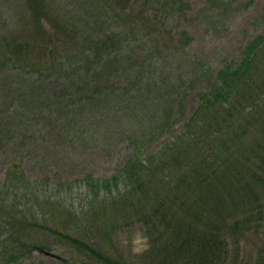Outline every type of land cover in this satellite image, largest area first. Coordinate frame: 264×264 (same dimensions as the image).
<instances>
[{
	"label": "trees",
	"instance_id": "16d2710c",
	"mask_svg": "<svg viewBox=\"0 0 264 264\" xmlns=\"http://www.w3.org/2000/svg\"><path fill=\"white\" fill-rule=\"evenodd\" d=\"M107 1L113 7L101 20L104 32L72 26L47 0H23L9 13L14 25L0 32V86L17 85L16 74L15 85L3 77L11 71L39 80L23 86V109L31 91H45L40 83L71 77L75 83L43 93L48 111L41 118L66 142L88 140L86 125L108 134L100 113L113 110L126 119L113 147L131 149L108 178L51 183L10 165L0 179V264H19L52 242L88 264H264V34L247 42L238 63L216 72L188 62L212 85L196 93L183 119L188 85L181 76H155L154 62L161 52L181 57L192 38L167 29L165 12H129L133 0ZM143 34L148 64L138 58ZM25 113V125L37 119ZM73 197L82 198L78 206ZM133 231L146 239L135 259L119 240ZM10 246L8 256L1 253ZM243 251L248 263L239 260Z\"/></svg>",
	"mask_w": 264,
	"mask_h": 264
},
{
	"label": "rangeland",
	"instance_id": "374dc122",
	"mask_svg": "<svg viewBox=\"0 0 264 264\" xmlns=\"http://www.w3.org/2000/svg\"><path fill=\"white\" fill-rule=\"evenodd\" d=\"M47 1L54 10L64 14L65 20L76 28L86 26L93 30L102 29L100 26H103V32L107 28L106 21L103 25L101 22L104 12L109 11L110 5L107 0L103 3L91 2V0ZM89 3L93 5L90 7ZM22 7L23 0H0V32L14 25L9 18V13L13 9L20 10ZM137 10L145 14L157 11L162 15L165 12L163 24L167 29L183 30L192 38L185 48V53L181 55L183 58L178 57L173 60L165 52H161L154 62L155 76L173 77V79L181 76L182 81L188 85L190 91L182 114L183 119L187 118L196 106V93L207 90L212 85L208 78L200 76L196 78V69L190 67L188 62L199 60L216 72L225 63L231 65L238 63L247 42L258 34H264V0H216L213 5H210L209 0L131 1L128 4V11ZM160 18L161 16L158 17L159 22ZM162 36L160 34L159 38ZM146 39L143 34L142 44L138 46L141 50L138 58L148 64L150 57L143 49ZM163 43L164 41L160 42L162 50L165 49ZM194 65L197 64L194 63ZM11 72L6 76L3 74V77H6L7 83L15 85L12 77L16 74L17 85L9 88L0 86V179L4 178L7 168L12 164H20L32 179L46 176L51 183L58 180L80 179L86 174L96 178H108L117 172L131 154L129 148L113 147L115 137L121 130L116 127L125 124V118L116 116L113 110L107 114V117L104 112H101L104 118L102 120L109 126L108 134L103 135L102 130L95 132L91 129L95 124L93 122V126L85 127L88 140L79 138L77 135L66 142L53 123L50 124L41 118V115L48 111L43 100V93L47 95L50 88L73 84L76 81H72L71 77H51L46 82L40 83L45 88L40 96L31 91L33 95L23 109V105L17 102V100L23 102V86L29 88L31 83L35 81L38 83L39 80L27 74H19L17 71ZM161 80V78L158 79V81ZM11 90H14V94L8 93ZM15 111H18V114ZM24 111L30 116L37 115V119L28 122V124L31 123L30 125H25L21 122ZM97 118L98 114L94 119ZM88 119L92 118L88 116ZM9 121L12 125L7 128L3 124ZM3 126L5 130H11V133L4 134ZM126 127H130L129 122ZM79 198L73 197L76 206L79 204ZM88 218L90 219V214ZM119 240L121 250L132 259L146 248V239L140 231L125 233ZM9 244L10 242L7 245ZM258 244L260 245L259 242ZM49 246L42 251H33L30 255L23 256L19 264H61L64 258L72 263L88 264L75 252L65 249L58 243L52 242ZM13 248L10 246L5 250L1 249V253L8 256V250L12 251ZM245 255L243 251L242 258L239 260L243 261Z\"/></svg>",
	"mask_w": 264,
	"mask_h": 264
}]
</instances>
